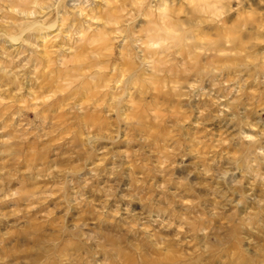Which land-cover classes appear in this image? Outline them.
Wrapping results in <instances>:
<instances>
[{
	"label": "clouds",
	"instance_id": "9594fccd",
	"mask_svg": "<svg viewBox=\"0 0 264 264\" xmlns=\"http://www.w3.org/2000/svg\"><path fill=\"white\" fill-rule=\"evenodd\" d=\"M0 264H264V0H0Z\"/></svg>",
	"mask_w": 264,
	"mask_h": 264
}]
</instances>
